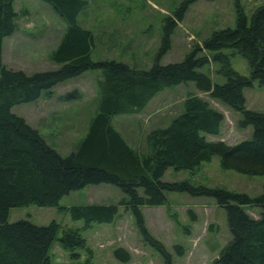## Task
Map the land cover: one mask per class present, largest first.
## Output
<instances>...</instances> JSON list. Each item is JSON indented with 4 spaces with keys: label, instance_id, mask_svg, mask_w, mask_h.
Masks as SVG:
<instances>
[{
    "label": "trees",
    "instance_id": "1",
    "mask_svg": "<svg viewBox=\"0 0 264 264\" xmlns=\"http://www.w3.org/2000/svg\"><path fill=\"white\" fill-rule=\"evenodd\" d=\"M47 4L65 23L50 59L58 65L52 70L25 73L6 68L1 61L2 40L14 28L13 0H0V264H49V248L54 239L52 224L34 225L19 219L7 222L9 208L26 206L59 207V199L71 190L86 185L110 184L123 194L117 204H77L66 207L71 220L110 223L119 205L127 208L141 234L171 264L168 254L143 225L142 206H159L166 192L213 199L225 213L229 240L214 264H264V184L259 194L248 196L222 188L192 185L186 180L164 181L167 168L194 170L201 162L216 156L221 168L246 175L264 177V113L245 108L243 89L252 82L264 84V4L255 7L247 19L235 0L234 27L212 31L200 46L191 48L181 60L159 64L168 50L169 38L188 6L196 0H180L173 18H166L154 62L146 70L128 67L113 60L93 62L89 58L91 33L77 24L85 0H39ZM238 53L246 62L248 75L234 71L229 55ZM204 50L208 57L200 53ZM211 61L217 65L221 83L197 71ZM98 69L97 109L74 150L60 156L23 118L11 113L13 105L37 99L41 91ZM193 82L200 93L239 113L236 127L251 128L250 138L235 144L207 141L203 133L218 135L222 113L197 95H188L181 112L162 128H151L144 136V152L137 154L114 129L110 118L117 114L141 111L150 99L165 88ZM79 97L77 90L64 99ZM258 208L257 218L243 209ZM72 231L58 241L63 248L81 246ZM114 257L128 260L120 248Z\"/></svg>",
    "mask_w": 264,
    "mask_h": 264
},
{
    "label": "rangeland",
    "instance_id": "2",
    "mask_svg": "<svg viewBox=\"0 0 264 264\" xmlns=\"http://www.w3.org/2000/svg\"><path fill=\"white\" fill-rule=\"evenodd\" d=\"M85 7L77 15L79 26L92 35L89 53L91 61L113 60L138 70H146L154 62L162 26L180 0H85ZM235 0H196L191 3L180 21L175 20L169 38L168 50L158 59L159 64L177 62L212 31L234 27ZM246 18L264 0H237ZM15 12L13 32L2 40L1 61L6 68L25 73L52 70L58 67L50 59L59 38L65 30L64 21L39 0H13ZM231 68L248 75L245 60L230 49ZM200 53L207 57L209 53ZM217 65L208 62L197 71L207 75L211 82L223 81L216 73ZM98 69H89L77 77L41 91L31 102L19 103L10 108L20 116L60 156L76 148L84 136L88 123L97 109ZM77 90L79 97L64 99L66 93ZM188 95H197L211 107L220 111L223 121L218 135L203 133L207 141L235 144L247 140L251 128L239 129L238 112L198 92L193 82L165 88L141 111L117 114L110 118L115 130L137 154L144 152V136L151 128H162L182 110ZM244 106L264 113V84L252 82L243 89ZM161 180H186L192 185L222 188L241 192L250 197L259 194L264 184L260 175L241 174L220 167L218 158L201 162L194 170L175 171L167 168ZM122 193L110 184L86 185L63 195L59 207H12L7 212V222L19 219L34 225L52 224L54 239L49 248V264H163V256L138 229L130 211L122 205L110 223L85 225L81 220H71L66 207L77 204H117ZM165 202L159 206L140 208L143 225L168 254L171 264H214L220 250L229 240L224 210L206 196H190L182 192H166ZM251 217L257 218L259 209L243 206ZM66 231L79 235L81 246L63 248L58 241ZM122 249L128 257L121 262L113 251Z\"/></svg>",
    "mask_w": 264,
    "mask_h": 264
},
{
    "label": "crops",
    "instance_id": "3",
    "mask_svg": "<svg viewBox=\"0 0 264 264\" xmlns=\"http://www.w3.org/2000/svg\"><path fill=\"white\" fill-rule=\"evenodd\" d=\"M159 93H160V92H159ZM157 94H158V93H157ZM157 94H156V95H157ZM156 95H154V96L150 99V101H151ZM150 101H149V102H150ZM149 102H148V103H149ZM148 103H147V104H148ZM147 104H146V105H147Z\"/></svg>",
    "mask_w": 264,
    "mask_h": 264
}]
</instances>
